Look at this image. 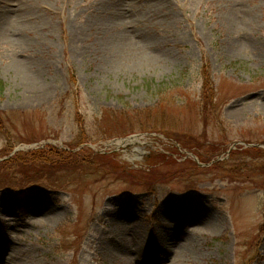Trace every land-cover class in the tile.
<instances>
[{
	"label": "rangeland",
	"instance_id": "1",
	"mask_svg": "<svg viewBox=\"0 0 264 264\" xmlns=\"http://www.w3.org/2000/svg\"><path fill=\"white\" fill-rule=\"evenodd\" d=\"M246 145L264 0H0V264H264V155L226 156Z\"/></svg>",
	"mask_w": 264,
	"mask_h": 264
},
{
	"label": "bare ground",
	"instance_id": "2",
	"mask_svg": "<svg viewBox=\"0 0 264 264\" xmlns=\"http://www.w3.org/2000/svg\"><path fill=\"white\" fill-rule=\"evenodd\" d=\"M157 4H160V3H157ZM117 15L115 17L114 20H110V23L109 25H112V24H117L119 23L120 21H124L126 22L127 20L131 19V14L129 13H118L116 12ZM23 15V14H22ZM16 16V20L17 21H20L22 20L20 17L22 16ZM120 15V16H119ZM119 16V17H118ZM18 23V22H17ZM20 23H18L19 25ZM109 25L106 23L104 24V28H107L109 27ZM118 43H119V47L120 49L123 51V52H133V53H136L135 54V58L137 59H141V60H150L152 57H155L153 56L152 54L150 53H147V51H145L144 49H142L141 47H144L146 44L144 38H142V36H136V37H133V36H123L121 37L119 40H118ZM230 150V149H229ZM231 152H240L239 150L235 149L234 151L230 150ZM192 156V158H195V156L193 154H190ZM196 159V158H195ZM215 162H217L216 160L212 161L210 160V162L208 164H205L204 166H208V165H213ZM200 165V164H199ZM202 165V164H201ZM209 220H207L206 222H203V224L200 223V225H202L201 227L204 228V229H209L210 230V225H213L214 223L213 222H210L209 224ZM1 254H0V258H1ZM3 264H13L11 260H5L3 262Z\"/></svg>",
	"mask_w": 264,
	"mask_h": 264
},
{
	"label": "trees",
	"instance_id": "3",
	"mask_svg": "<svg viewBox=\"0 0 264 264\" xmlns=\"http://www.w3.org/2000/svg\"><path fill=\"white\" fill-rule=\"evenodd\" d=\"M208 87H210V86H208ZM211 88V87H210ZM213 95L211 94V90H210V92L209 91H207L206 89H204V90H202L201 91V95H200V98H201V106H202V114H203V117L205 116H207L208 115V110L210 109L211 111L212 110H214V107H213ZM252 154V153H256V154H259V155H262V157H263V155H264V150H263V148L261 149V148H256V147H249V148H244L243 150H241L240 152H230V157H234V156H237V157H242V155H246V154ZM33 154H35V153H33ZM196 157H198L195 153H193ZM74 155V154H73ZM15 157H17V156H20V154H18V153H16L15 155H14ZM70 156H72L71 154H70ZM161 157H162V159L163 160H168V159H171V158H169L167 155H165V154H163V155H161ZM70 161H71V159H70ZM6 163V162H5ZM209 162H207V163H205V164H208ZM48 164V163H47ZM2 166H3V164L2 165H0V167L2 168ZM211 166H216L217 167V165L216 164H213V165H211ZM47 169V168H46ZM49 169V168H48ZM240 170L242 169H244V168H239ZM257 170H262V172L260 171V173H261V175H263L264 176V167H260L259 169H257ZM42 174V173H41Z\"/></svg>",
	"mask_w": 264,
	"mask_h": 264
},
{
	"label": "water",
	"instance_id": "4",
	"mask_svg": "<svg viewBox=\"0 0 264 264\" xmlns=\"http://www.w3.org/2000/svg\"><path fill=\"white\" fill-rule=\"evenodd\" d=\"M19 149V148H18ZM18 149H14V151H17Z\"/></svg>",
	"mask_w": 264,
	"mask_h": 264
}]
</instances>
